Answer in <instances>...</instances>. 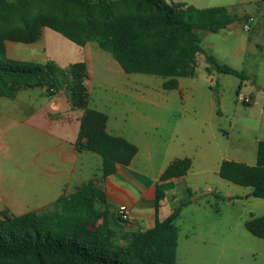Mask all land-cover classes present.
I'll return each mask as SVG.
<instances>
[{
  "label": "rangeland",
  "instance_id": "1",
  "mask_svg": "<svg viewBox=\"0 0 264 264\" xmlns=\"http://www.w3.org/2000/svg\"><path fill=\"white\" fill-rule=\"evenodd\" d=\"M26 1L29 24L48 17L64 18L71 24L84 19L79 8L62 0ZM166 2L198 9L227 7L232 14L247 20L246 27L236 23L218 33L204 31L200 38L206 55L245 73L250 83L246 85V81L215 70L207 72L210 65L206 55L200 54L197 75L180 78L177 90H165L163 77L126 74L109 53L90 42L92 57L87 85L91 107L109 116L108 127L115 129L112 132L122 133L138 143L140 153L132 169L146 184H155L175 160H192L187 178L168 192L159 209V218L164 220L183 202H190L176 221L179 264H264V240L251 235L245 227L252 218L264 216V199L253 197L250 188L219 176L221 160L248 154L257 140L264 141L262 107L239 100V96H250L251 85L264 87V0ZM23 30L24 25L16 15L6 9L0 11V42L6 58L20 63L46 62L44 53L33 54L31 43L16 40ZM45 30L44 37L49 36L51 30ZM241 46L245 47V53L236 56L234 53ZM5 102L13 101L0 98L3 112H7ZM6 150L7 145L0 146V158ZM93 157L83 169L85 181L81 185L101 180L102 158L96 154Z\"/></svg>",
  "mask_w": 264,
  "mask_h": 264
},
{
  "label": "trees",
  "instance_id": "2",
  "mask_svg": "<svg viewBox=\"0 0 264 264\" xmlns=\"http://www.w3.org/2000/svg\"><path fill=\"white\" fill-rule=\"evenodd\" d=\"M79 8L81 23L71 24L64 18L28 20L26 0H0V11L6 9L23 23L17 37L23 43H35L43 28H50L70 41L84 46L95 42L109 53L126 74H146L165 79V90H177L180 78L197 75V56L205 54L195 30L218 33L240 21L227 7L198 9L194 6L167 3L166 0H62ZM124 10L126 13H121ZM76 24V25H75ZM206 71L233 75L242 81L248 77L230 66L219 64L206 55ZM87 66L77 63L61 68L54 62L20 63L6 58L0 42V98L14 100L18 92L41 88L46 97L64 92L74 109L86 110L77 141L80 152H91L102 158L103 179L115 174L120 166H129L138 148L123 137L107 132L108 116L88 108L85 85ZM190 158L172 162L156 184L155 209H159L175 180L188 174ZM219 176L237 186L250 188L252 196L264 199V141L257 149L254 166L223 160ZM105 203V192L94 181L66 194L43 212H29L13 218L0 213V262L12 264H177L181 212L190 202L181 204L164 220L157 217L155 226L144 232L126 234L125 244L119 235L97 227L105 212L96 208ZM119 220L125 222L118 215ZM247 231L264 240V216L245 225Z\"/></svg>",
  "mask_w": 264,
  "mask_h": 264
},
{
  "label": "crops",
  "instance_id": "3",
  "mask_svg": "<svg viewBox=\"0 0 264 264\" xmlns=\"http://www.w3.org/2000/svg\"><path fill=\"white\" fill-rule=\"evenodd\" d=\"M239 17L240 21L237 23L244 26L247 20H244L242 16ZM248 21L250 22L251 19ZM45 29L50 28L42 29L40 39L31 43L33 46L31 50L34 55L44 53L47 61L36 63L54 62L61 68L84 63L88 72L92 57L89 43L80 46L52 29L49 31V36L44 37ZM203 32L204 30H195L199 38ZM43 40L44 44H42ZM243 53H245V47L241 46L234 54L242 56ZM214 59L216 60L215 57ZM88 80L89 73L85 81L89 95ZM178 81L180 88V79ZM246 82V85L250 83L249 80ZM36 89L40 91L21 90L12 103L5 102L4 109L7 112H3V107H0V146L7 145V150L0 158V213L5 211L13 218L29 212L41 211L64 195L74 192L85 181L84 167H88L94 158L93 153L80 152L77 146L86 110L74 109L64 94L48 98L44 89ZM249 97L256 101L253 106H260L264 111V87L251 85ZM88 108L102 112L91 107L90 95ZM109 121L108 116L107 132L123 137L135 145L138 153L129 166H120L115 174L106 179L101 177L97 183L105 192L106 202H98L96 208L99 212H105L108 209L105 217L97 222V227L105 233L108 231L118 233L119 241L125 243L123 237L126 234L144 232L155 226L157 217L159 218V212L156 213L154 204L156 184L162 173L155 184H146L132 169V165L139 156L140 146L128 136L112 132L115 129L111 130L108 127ZM259 142L257 140L254 149L248 154L234 156L228 160L249 166L256 165ZM223 160L219 164V170ZM187 176L188 174L176 179V187L179 181ZM120 207H125L130 212L131 224H124L119 220ZM177 264H179L178 252Z\"/></svg>",
  "mask_w": 264,
  "mask_h": 264
},
{
  "label": "built area",
  "instance_id": "4",
  "mask_svg": "<svg viewBox=\"0 0 264 264\" xmlns=\"http://www.w3.org/2000/svg\"><path fill=\"white\" fill-rule=\"evenodd\" d=\"M244 27H246V24L244 25ZM239 100L244 102V103H248V104H252V105L256 104V101L254 99H252L251 97L239 96ZM118 215L125 222V224H131L132 223V217L130 215V212L125 207H120L118 209Z\"/></svg>",
  "mask_w": 264,
  "mask_h": 264
}]
</instances>
